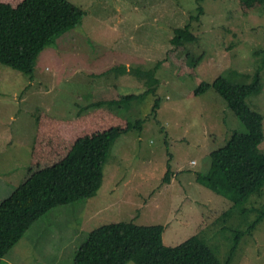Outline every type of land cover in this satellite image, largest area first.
<instances>
[{
    "label": "rangeland",
    "instance_id": "1",
    "mask_svg": "<svg viewBox=\"0 0 264 264\" xmlns=\"http://www.w3.org/2000/svg\"><path fill=\"white\" fill-rule=\"evenodd\" d=\"M71 1L86 11L84 18L42 50L33 73L0 62V181L12 190L20 183L43 110L74 117L102 100L123 117L143 118V127L112 145L95 196L54 207L42 218L46 238L54 239L34 246L29 235L36 222L0 264H74L76 246L89 232L116 221L163 224L164 243L172 246L196 235L224 264L240 229L229 264H264V217L246 232L264 210V187L236 202L197 179L212 166L210 152L247 127L214 87L188 94L231 69L248 73L242 81L253 79L264 58V5L246 14L240 0ZM200 5L203 12L192 20L199 40L187 46L204 52V59L195 74H179L166 52L174 28L189 22ZM262 81L261 92L247 101L264 115V72ZM130 93L139 96L127 100ZM168 162L173 179L164 182Z\"/></svg>",
    "mask_w": 264,
    "mask_h": 264
},
{
    "label": "trees",
    "instance_id": "2",
    "mask_svg": "<svg viewBox=\"0 0 264 264\" xmlns=\"http://www.w3.org/2000/svg\"><path fill=\"white\" fill-rule=\"evenodd\" d=\"M264 0H240L249 14ZM174 28L172 47L166 52L179 74H195L204 52L197 54L187 43L199 40L192 20ZM86 11L71 0H0V62L31 74L38 55L62 32L75 27ZM264 58L253 79L248 73L231 69L212 83L202 81L189 95H200L214 87L246 125L247 131L233 132L227 143L210 152L212 166L197 179L215 192L236 202L264 187V115L247 101L263 88ZM151 89V88H150ZM139 96L124 95L127 100ZM124 97H119L122 100ZM118 100V99H117ZM115 102V99H111ZM98 106L74 117L55 116L47 111L37 115V130L31 159L20 183L0 201V260L20 241L27 230L54 207L95 196L102 186L104 167L116 140L131 129H142L144 119L131 120ZM96 105V103H95ZM158 99L153 111L156 112ZM171 159V158H170ZM164 182L172 180L168 162ZM231 212V211H228ZM264 210L248 226L254 230ZM163 224L139 225L133 221L107 222L93 228L74 254V264H224L213 249L193 235L177 245L164 243ZM236 230L226 263L232 260L241 241Z\"/></svg>",
    "mask_w": 264,
    "mask_h": 264
},
{
    "label": "crops",
    "instance_id": "3",
    "mask_svg": "<svg viewBox=\"0 0 264 264\" xmlns=\"http://www.w3.org/2000/svg\"><path fill=\"white\" fill-rule=\"evenodd\" d=\"M173 179V178H172ZM3 182L0 181V201L2 199H4L5 197L9 196L11 194V192L13 191L11 189V185L9 182L8 184L5 182L4 184H2ZM11 186V187H10ZM78 203V202H77ZM75 204V203H73ZM55 210V209H53ZM53 210L49 211V212H53ZM48 212V213H49ZM46 213V214H48ZM45 214V215H46ZM44 215V216H45ZM42 216L40 219H38L35 223H36V226H35V229L33 230V232L29 235L30 237V240L32 241V244L35 246L36 244H39V243H46V242H50L52 239H54L55 237H49L48 239L46 238L47 236H50L48 230H47V223L45 221H42V218L44 217ZM57 224V227L62 229L63 232H60V237L62 239V242H63V237H64V234L66 232L64 226L62 225L63 223H56ZM65 243V242H64ZM79 245L76 246V250L78 248ZM75 250V251H76ZM47 255L49 254L48 252H46ZM47 261L50 262L49 259H46Z\"/></svg>",
    "mask_w": 264,
    "mask_h": 264
},
{
    "label": "built area",
    "instance_id": "4",
    "mask_svg": "<svg viewBox=\"0 0 264 264\" xmlns=\"http://www.w3.org/2000/svg\"><path fill=\"white\" fill-rule=\"evenodd\" d=\"M195 162V161H194Z\"/></svg>",
    "mask_w": 264,
    "mask_h": 264
}]
</instances>
